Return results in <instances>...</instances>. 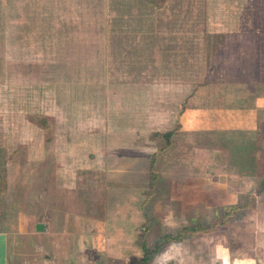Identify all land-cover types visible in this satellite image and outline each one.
Segmentation results:
<instances>
[{
	"label": "rangeland",
	"instance_id": "rangeland-1",
	"mask_svg": "<svg viewBox=\"0 0 264 264\" xmlns=\"http://www.w3.org/2000/svg\"><path fill=\"white\" fill-rule=\"evenodd\" d=\"M154 1L160 8L159 18L166 17V22L159 23L160 33L184 32L197 38L195 47L190 42L191 67L186 75L191 81L195 77L197 80L198 75L202 80L201 70L197 72L199 63L207 76L206 82L217 80L220 91L227 92L231 86L223 81L246 77V74L236 73V65L250 59L251 63L261 64V57H264V0H169L171 3L164 7L165 0ZM111 10L117 16L123 15L119 8L111 7ZM122 10L127 15H141L139 5L126 6ZM170 15L178 20L168 22ZM34 41L14 39L15 52L24 45L28 55L18 57L15 54L12 76V68L9 71L6 67L5 0H0V172H4L5 181L8 174L12 184L0 194V231L7 232L9 237L5 248L0 249L3 264L5 260L7 264H264V174H260L264 168V128L258 127L251 134L229 133L241 140L251 138L248 152L251 158L245 161L243 153L239 154L236 161L239 167H225L226 161H218L222 166L210 164L205 173L198 175L191 174L190 169L188 176H179V181L173 184L167 169H159L163 172L161 175H165L159 178L155 168L152 180L150 172L147 174V168L141 167V163L124 167L113 182L103 176V169L95 163L93 169L88 168L87 176L85 170H79L77 182L70 185L69 171L76 169L66 165L82 164L85 153L77 146L71 154V150L63 148L61 143L65 138L68 143L72 140L80 145L82 137L62 136L58 151L46 147L45 152L38 153L31 146L36 145L39 138L35 132L23 138L25 147L7 151L12 143H17V136L14 142L11 140V129L21 125V121L11 118L13 112H27L28 126L35 130L44 127L45 137L50 142L55 138L52 135L54 129L67 130L75 126L77 121L69 119L71 113L85 115L86 100L92 101L90 106L99 113L107 104L111 115L118 99L126 111L128 106H136L132 100L139 89L135 88L127 92L125 89L121 94L117 87L107 89L100 83L88 84L87 88L54 89V56L48 50L51 41H46V48L43 46L45 49L39 56L37 40ZM248 61L239 65V70L246 69L250 64ZM118 74L124 73L115 72L113 81L123 83L119 80L122 75ZM61 78L68 80L69 73H64ZM43 80L46 86L38 87ZM44 90L50 97L55 91L61 99L58 98L55 105L52 101L43 107L38 104L37 96ZM235 90L230 91V97L235 95L232 93ZM21 93H24L23 101L21 98L18 101ZM11 94L14 105H18L13 108L10 101L7 103ZM70 100L74 101L73 105ZM139 103L140 98L137 99ZM45 112L47 117L42 116ZM53 113L59 117L54 119ZM261 115L259 124L264 123V111ZM200 135H191V142L206 141L209 147L223 144L218 143V134ZM98 139L101 136H93L95 142ZM87 158L95 162L101 159L97 152H89ZM251 159L252 167H249ZM55 160L61 162V169H50ZM8 162L10 166H7ZM43 170L46 171L45 179L40 175ZM61 171L67 172L61 176L58 174ZM110 172L112 176L114 172ZM83 177L87 178L86 183L82 182ZM25 214L27 222L23 223ZM28 220L51 225L59 237H62L60 232H66L69 253L66 255L64 245L66 248L62 251L65 254L55 256L48 242L41 247L28 240L27 230L31 225Z\"/></svg>",
	"mask_w": 264,
	"mask_h": 264
},
{
	"label": "crops",
	"instance_id": "crops-1",
	"mask_svg": "<svg viewBox=\"0 0 264 264\" xmlns=\"http://www.w3.org/2000/svg\"><path fill=\"white\" fill-rule=\"evenodd\" d=\"M169 3V0H165L162 7ZM155 4L151 0H5L6 67L9 71L12 68V76L15 54L18 57L28 55L24 45L21 50L16 49L15 52V38L22 42L31 40L35 43L34 40H37L38 56L46 48V41H51L48 42V45H51L48 50L54 56V89L87 88L88 84L92 86L95 83H100L107 89L111 86L117 87L119 94L125 89L126 92L132 88L139 89L135 98L131 99L136 104L134 108L128 106L126 111L118 99L117 106L111 110L112 115L107 104L99 113L90 106L92 101L86 100L85 115L77 116L76 112L71 113L69 119L77 121L75 126L67 130L54 129L52 135L55 138L50 142L45 137L44 127L35 130L28 126L27 112H13L10 114L11 118L21 121V125L11 129V140L14 142L17 136V143H12L6 150L12 152L25 147L23 138L35 132H38L39 138L37 144L31 146L32 149L36 148L38 153L45 152L46 147H53L58 151V142L62 136L82 137L79 140L80 145L72 140L68 143L65 138L61 143L63 148L71 150V154L77 146L85 153V162L82 164L66 165L76 169L69 171L72 186L78 180V171L85 170L87 176L88 168L93 169L95 163L103 169V176L113 182L124 167H135L141 163V167L147 168V174L150 172L148 168L153 165L159 178L165 177L159 169H167V175L171 177L170 183L173 184L174 181H179V176H188L190 169L193 172L191 174L198 175L205 173L210 164L218 165V161H226L225 167L237 165L236 161L241 153L247 161L251 138L241 140L237 136H229V133L251 134L259 127L261 113L264 111V57H261V64L251 63L252 59L247 60L250 64H247L246 69L239 70V65L247 61L236 65V73L240 76L246 74V77L244 80L238 78L235 81H223V84L231 86L227 92L220 91L217 80L206 82L207 76L204 69L199 67V63L197 72L201 70L202 80L200 81L198 75L197 80L195 77L191 81L189 75H186L191 67L190 42L192 41L191 45L195 47L197 38L194 39L184 32L173 35L160 33L159 23L166 22V17L159 18L160 8ZM130 5H139L141 15H127L122 12V9ZM111 7L121 9L119 13L123 15H115ZM167 20L174 23L178 19L170 15ZM122 64L128 67H123ZM119 71L124 73L118 74L122 75L119 80L123 83L113 81L114 73ZM64 73H69L68 80H62ZM176 73L181 74L176 76ZM37 86L44 88L46 82L43 80V83ZM190 86H193L192 90ZM234 88L236 90L232 93L235 95L230 97V91ZM11 89L14 90V86ZM21 94L18 101L20 98L23 101L24 93ZM50 96L45 90L38 93V104L45 107L53 101L52 104L55 105L58 98L61 99L55 91L52 97ZM11 98L12 94L7 98V103L10 101L12 108L18 106L14 105ZM138 98L141 99L139 104ZM73 102L70 100L71 105ZM44 114L42 116L47 117V113ZM55 114H52L54 119L59 117ZM23 121H27V124L24 125ZM166 132L170 133L167 139L162 134ZM204 133L218 134V143L223 142L225 146L220 143L209 147L206 146V141L200 140L191 142V135L201 136L200 134ZM93 136H101V139L95 142ZM89 152H97L101 159L96 162L89 160ZM73 156L75 154L71 157ZM53 163L55 164L50 165V169H61V162L55 160ZM9 164L8 162L7 166H10ZM219 166H222V163ZM248 166L252 167V159ZM179 169L181 171L177 172ZM183 169L186 171L183 172ZM111 170L114 172L112 176ZM66 172L61 171L58 174L63 176ZM40 175L45 179L46 171L43 170ZM82 182L86 183L87 178L83 177ZM6 185L7 190L12 186L8 174ZM24 216L23 223L27 222L26 214ZM29 222L31 225L28 224V240L41 247L43 243L45 245L48 242L51 249L55 250H51L55 256L64 255L62 249L66 247V255L69 253V235L65 234L66 232H60L62 237H59L47 223H44V231H36L35 223L39 221ZM8 240L7 232L0 231V249L5 248ZM0 264L3 263L0 261ZM4 264H7V260Z\"/></svg>",
	"mask_w": 264,
	"mask_h": 264
},
{
	"label": "trees",
	"instance_id": "trees-1",
	"mask_svg": "<svg viewBox=\"0 0 264 264\" xmlns=\"http://www.w3.org/2000/svg\"><path fill=\"white\" fill-rule=\"evenodd\" d=\"M155 3L154 0H151ZM259 128H264V123L259 124ZM163 136H165V138L167 139V136L170 134L169 132L166 133H162ZM249 158H251L250 156L247 155V159L249 160ZM247 163V162H246ZM243 168L246 167V165L242 166ZM260 174L263 175L264 174V168L261 169ZM150 178L153 180L155 178V171H154V166L151 165L150 166ZM6 189V181H5V174L4 172H0V194H2ZM262 189H264V183H263V187Z\"/></svg>",
	"mask_w": 264,
	"mask_h": 264
},
{
	"label": "water",
	"instance_id": "water-1",
	"mask_svg": "<svg viewBox=\"0 0 264 264\" xmlns=\"http://www.w3.org/2000/svg\"><path fill=\"white\" fill-rule=\"evenodd\" d=\"M45 226L46 225L43 222H37V223H35V230L36 231H44Z\"/></svg>",
	"mask_w": 264,
	"mask_h": 264
},
{
	"label": "flooded vegetation",
	"instance_id": "flooded-vegetation-1",
	"mask_svg": "<svg viewBox=\"0 0 264 264\" xmlns=\"http://www.w3.org/2000/svg\"><path fill=\"white\" fill-rule=\"evenodd\" d=\"M142 258H145V255H143Z\"/></svg>",
	"mask_w": 264,
	"mask_h": 264
}]
</instances>
